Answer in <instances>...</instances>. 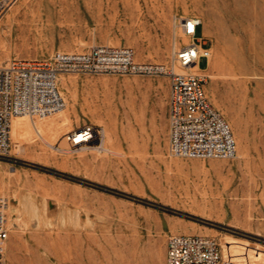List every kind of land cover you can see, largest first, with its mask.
<instances>
[{
	"label": "rangeland",
	"instance_id": "rangeland-1",
	"mask_svg": "<svg viewBox=\"0 0 264 264\" xmlns=\"http://www.w3.org/2000/svg\"><path fill=\"white\" fill-rule=\"evenodd\" d=\"M184 17L202 21L196 40L210 57L193 72L236 157L169 155L168 76H60L66 108L15 121L0 158L6 264H166L172 234L212 237L226 260L264 264V0H19L0 22V66L96 46L169 66ZM88 126L100 135L61 152Z\"/></svg>",
	"mask_w": 264,
	"mask_h": 264
},
{
	"label": "built area",
	"instance_id": "built-area-1",
	"mask_svg": "<svg viewBox=\"0 0 264 264\" xmlns=\"http://www.w3.org/2000/svg\"><path fill=\"white\" fill-rule=\"evenodd\" d=\"M18 1L0 0V22ZM201 26L202 21L196 17L175 20L169 66L138 62L134 50L124 46H96L84 53L59 52L40 60L11 59L0 68V158L10 152L14 119L46 118L65 109L58 86L61 75L109 74L169 77V155L172 158L233 160L237 153L234 134L208 100L204 79L193 72L195 66L200 71V61L204 59L207 63L210 57L209 50L203 48V39L196 40ZM184 37L191 42L184 44L181 41ZM85 128L91 134L90 142L100 135L94 127ZM8 208L7 200L1 199L0 264H6ZM166 264L234 263L223 257L215 238L172 234L167 240Z\"/></svg>",
	"mask_w": 264,
	"mask_h": 264
},
{
	"label": "bare ground",
	"instance_id": "bare-ground-1",
	"mask_svg": "<svg viewBox=\"0 0 264 264\" xmlns=\"http://www.w3.org/2000/svg\"><path fill=\"white\" fill-rule=\"evenodd\" d=\"M184 18H186V17H184ZM201 52H202V50H201ZM7 64H4V65H2V66H0V68H3V67H5ZM191 68H193V67H191ZM197 66H195V68H194V70H197ZM205 72V71H204ZM61 76H63V75H61ZM58 82H59V80H58ZM66 104V103H65ZM66 108V107H65ZM61 112H63V111H61ZM60 113V112H59ZM59 113H57V114H59ZM22 118H27V117H21V118H16V119H14L13 120V123H12V131H11V134H12V132H13V125H14V122L15 121H17V120H20V119H22ZM35 120V118H33L32 119V121H34ZM73 137H75V142L73 141ZM90 139H91V134H90V132H88L87 130H86V128L85 129H82V130H80V131H78V132H76V133H74L73 134V136L72 137H68V141H70V143L68 142V141H66L65 140V142L63 143V145H62V147L60 148V150H61V152L63 151H71L72 150V148H74V147H76L75 146V144H79L80 146H84V145H87V144H89V142H90ZM79 148V147H78ZM103 149V148H102ZM237 149V148H236ZM21 151H23V149H21ZM79 151V150H78ZM104 151V150H103ZM23 153V152H22ZM33 208V207H32ZM33 212H34V209H33Z\"/></svg>",
	"mask_w": 264,
	"mask_h": 264
}]
</instances>
